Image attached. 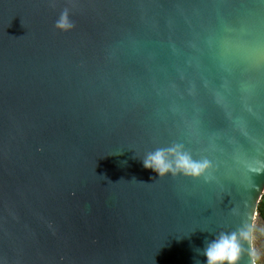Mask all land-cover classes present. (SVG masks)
Listing matches in <instances>:
<instances>
[{
    "label": "water",
    "instance_id": "water-1",
    "mask_svg": "<svg viewBox=\"0 0 264 264\" xmlns=\"http://www.w3.org/2000/svg\"><path fill=\"white\" fill-rule=\"evenodd\" d=\"M261 164L264 0H0V264H206Z\"/></svg>",
    "mask_w": 264,
    "mask_h": 264
},
{
    "label": "clouds",
    "instance_id": "clouds-1",
    "mask_svg": "<svg viewBox=\"0 0 264 264\" xmlns=\"http://www.w3.org/2000/svg\"><path fill=\"white\" fill-rule=\"evenodd\" d=\"M54 27L61 32L74 29L75 23L70 18L69 8L60 12L54 22ZM141 162L145 169L155 172L160 178L168 174L176 175L178 173L199 178L209 167L207 161H194L191 155L183 150L182 145L156 149L147 153ZM122 163L126 164L127 161ZM251 171L257 174L264 173V164L253 166ZM260 219L259 213H254L251 217V223H242L234 230L215 233L214 238L211 241H206V246L202 250L197 249V251L206 257V264H239L245 253L250 258V264H264V244L259 250L256 244V229ZM245 242H247V248ZM196 264H200V262L197 261Z\"/></svg>",
    "mask_w": 264,
    "mask_h": 264
},
{
    "label": "rangeland",
    "instance_id": "rangeland-1",
    "mask_svg": "<svg viewBox=\"0 0 264 264\" xmlns=\"http://www.w3.org/2000/svg\"><path fill=\"white\" fill-rule=\"evenodd\" d=\"M264 221L259 220L258 221V227L256 229V244H257V248L258 250L260 249L261 245L264 244Z\"/></svg>",
    "mask_w": 264,
    "mask_h": 264
},
{
    "label": "trees",
    "instance_id": "trees-1",
    "mask_svg": "<svg viewBox=\"0 0 264 264\" xmlns=\"http://www.w3.org/2000/svg\"><path fill=\"white\" fill-rule=\"evenodd\" d=\"M259 213L260 217H261V221H264V193L261 196L260 201L257 204V210L256 213Z\"/></svg>",
    "mask_w": 264,
    "mask_h": 264
},
{
    "label": "snow or ice",
    "instance_id": "snow-or-ice-1",
    "mask_svg": "<svg viewBox=\"0 0 264 264\" xmlns=\"http://www.w3.org/2000/svg\"><path fill=\"white\" fill-rule=\"evenodd\" d=\"M264 174V173H261V175Z\"/></svg>",
    "mask_w": 264,
    "mask_h": 264
}]
</instances>
